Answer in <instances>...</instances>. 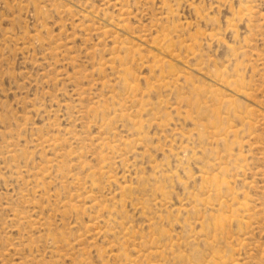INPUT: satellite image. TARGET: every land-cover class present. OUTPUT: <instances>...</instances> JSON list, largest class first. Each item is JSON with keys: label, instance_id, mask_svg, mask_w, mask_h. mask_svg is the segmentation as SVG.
<instances>
[{"label": "rangeland", "instance_id": "1", "mask_svg": "<svg viewBox=\"0 0 264 264\" xmlns=\"http://www.w3.org/2000/svg\"><path fill=\"white\" fill-rule=\"evenodd\" d=\"M0 264H264V0H0Z\"/></svg>", "mask_w": 264, "mask_h": 264}]
</instances>
